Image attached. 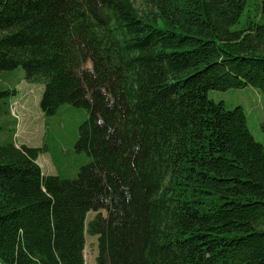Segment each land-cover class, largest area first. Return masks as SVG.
<instances>
[{"label":"trees","instance_id":"16d2710c","mask_svg":"<svg viewBox=\"0 0 264 264\" xmlns=\"http://www.w3.org/2000/svg\"><path fill=\"white\" fill-rule=\"evenodd\" d=\"M18 67L87 110L74 176L15 144ZM0 72L1 264H85V231L97 264H264V146L208 97L264 91V0H0Z\"/></svg>","mask_w":264,"mask_h":264},{"label":"rangeland","instance_id":"374dc122","mask_svg":"<svg viewBox=\"0 0 264 264\" xmlns=\"http://www.w3.org/2000/svg\"><path fill=\"white\" fill-rule=\"evenodd\" d=\"M255 1L252 0L253 3ZM244 14L238 26L241 25ZM250 15V18H253L252 8ZM86 66L90 67V63H87ZM4 72H0V75H3ZM9 80L10 82L4 84L9 103L7 125H15L13 133L15 144L17 146L24 144L30 147L45 145L48 151L38 155L36 160L43 174L58 173L63 176H74L78 168L89 160L86 156L78 155L73 150L78 127L88 116L87 110L65 104L54 115L46 117L40 108L44 85L28 82L20 67L16 69L14 75L9 76ZM1 84L3 82L0 78ZM12 89L15 92L10 93ZM208 97L214 101H223L227 110L235 106H242L251 134L256 141L264 146V134L260 128L264 118V91L252 86H245L224 91L209 90ZM4 116H7L6 113ZM93 216V210L87 212L85 226ZM84 238V263L97 264V236L85 231Z\"/></svg>","mask_w":264,"mask_h":264}]
</instances>
